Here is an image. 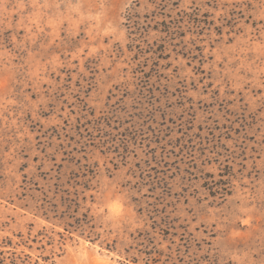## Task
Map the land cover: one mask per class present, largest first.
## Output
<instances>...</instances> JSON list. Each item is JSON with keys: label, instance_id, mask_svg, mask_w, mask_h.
<instances>
[{"label": "rangeland", "instance_id": "obj_1", "mask_svg": "<svg viewBox=\"0 0 264 264\" xmlns=\"http://www.w3.org/2000/svg\"><path fill=\"white\" fill-rule=\"evenodd\" d=\"M0 264H264V0H0Z\"/></svg>", "mask_w": 264, "mask_h": 264}]
</instances>
